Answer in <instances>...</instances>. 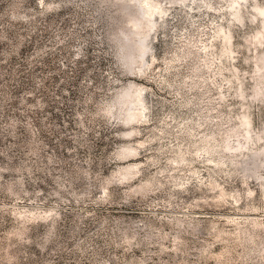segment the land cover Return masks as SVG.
Segmentation results:
<instances>
[{"label":"rangeland","instance_id":"374dc122","mask_svg":"<svg viewBox=\"0 0 264 264\" xmlns=\"http://www.w3.org/2000/svg\"><path fill=\"white\" fill-rule=\"evenodd\" d=\"M0 264H264V0H0Z\"/></svg>","mask_w":264,"mask_h":264},{"label":"bare ground","instance_id":"6f19581e","mask_svg":"<svg viewBox=\"0 0 264 264\" xmlns=\"http://www.w3.org/2000/svg\"><path fill=\"white\" fill-rule=\"evenodd\" d=\"M157 9V8H156ZM159 10V9H158ZM155 11V8L154 7H152V5H148L144 10H143V15H150V14H152L153 12ZM260 12H262V10H260ZM135 24H136V22H135ZM137 25V24H136ZM225 38H228V35H227V33H226V35L224 36ZM140 43V45H141V47L144 49L145 48V42L143 41V40H140L139 41ZM130 55V57L132 56V53L131 54H129ZM135 91H136V97H135V99L128 105V109H127V112H126V117H124V118H122V122L123 123H129V122H131V121H134V120H142L143 119V117H137L136 116V112H140V114L142 115V116H144V111H143V109H144V107H143V105H142V99H140V97H139V92H140V90L139 89H135Z\"/></svg>","mask_w":264,"mask_h":264},{"label":"trees","instance_id":"16d2710c","mask_svg":"<svg viewBox=\"0 0 264 264\" xmlns=\"http://www.w3.org/2000/svg\"><path fill=\"white\" fill-rule=\"evenodd\" d=\"M114 1H116V0H114ZM129 9L130 8H129V4L128 3H124V2L121 3L118 17L119 18L123 17L126 13H128V11H130ZM123 37H124V34H123ZM127 41L128 42H126L125 44L127 45L128 49H130L132 47V44H130L129 40H127Z\"/></svg>","mask_w":264,"mask_h":264}]
</instances>
